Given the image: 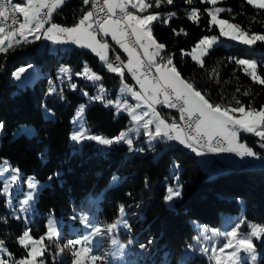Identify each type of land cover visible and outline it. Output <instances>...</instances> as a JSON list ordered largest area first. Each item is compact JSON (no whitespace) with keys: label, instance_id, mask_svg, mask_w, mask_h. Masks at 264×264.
Masks as SVG:
<instances>
[{"label":"trees","instance_id":"obj_1","mask_svg":"<svg viewBox=\"0 0 264 264\" xmlns=\"http://www.w3.org/2000/svg\"><path fill=\"white\" fill-rule=\"evenodd\" d=\"M150 2L153 7L147 11L160 13V20L152 25L153 35L165 44L162 55H172L182 77L194 83L213 104L236 106L233 99L236 97L246 107L264 106V85L254 84L241 66L229 60L230 57L257 58L258 72L264 76V42L246 47L234 42L227 47L219 45L209 52L201 68L187 52L204 36H220L217 28L208 30L209 17L204 9L213 6L200 0H193L192 4L174 0L172 5L163 0L156 8L155 0ZM218 4L232 9L221 13L222 17L250 33L264 34V10L248 5L246 0H221ZM194 7L201 12L199 25L187 18ZM87 9L83 0H68L56 12L54 21L63 26L74 25ZM173 12L176 15L167 24L163 23ZM174 29L176 32L184 29L187 35H176ZM181 50L185 54L182 55ZM85 63L102 77L101 81L87 83L84 77L75 75L82 72ZM28 64H35L41 74L33 85L20 88L11 81L12 73ZM62 67L70 68L71 79L60 71ZM72 83L77 85L75 91ZM98 84L106 89L105 100L114 99L120 77L108 72L98 57L86 49L72 47L54 52L48 46L39 48L32 42L6 55L0 54V122L5 125L4 132L0 133V162L7 161L18 168L25 179L34 177L43 186L30 207L28 223L22 212H18L24 207L27 184H21L14 196L15 213L7 208V198L0 195V240L5 242L9 252L15 257L27 256V249L18 244L17 238L28 228L31 235L39 239L51 219L57 223L59 236L54 241L45 239L48 248L42 258L45 264H70L74 256L72 250L65 247L67 242L89 234L97 224L106 227L115 223L121 205L129 217L130 227L126 231L119 228L118 232L123 243L131 240L128 254L137 260L135 264H160L162 259L168 264H178L184 258L187 264H211L206 256H186V247L196 233L191 219L221 226L224 215L235 214L248 222L264 224V164L257 167L253 161L252 166L248 164L249 167L213 175L208 171L214 163L212 159L208 169L204 168L194 152L180 145L164 147L159 142L152 149L147 143L135 140L134 146L144 151L130 153L124 143L107 148L93 142L82 146L74 143L70 139L72 119L81 105H86L85 119L95 134L111 138L132 123L126 113L116 115L115 108L105 107V100L90 102L89 97L95 96ZM51 88L55 91L50 95ZM84 88L88 96L83 94ZM244 91L250 94L244 96ZM161 112L167 118L168 111ZM23 124L33 125L35 133L14 136V130ZM242 139L264 153L256 146V136L243 133ZM174 164H178L179 169L174 168ZM54 173H59V177ZM176 175L183 185V194L170 206L164 196L167 187L175 185ZM50 176H53L51 181ZM113 177L119 178L118 183L112 182ZM93 244L94 254L107 253L103 251V241ZM256 244L261 251L258 264H264V244L258 241ZM63 246L70 255L63 250L57 254ZM105 264H115L113 257L107 255Z\"/></svg>","mask_w":264,"mask_h":264},{"label":"snow or ice","instance_id":"obj_2","mask_svg":"<svg viewBox=\"0 0 264 264\" xmlns=\"http://www.w3.org/2000/svg\"><path fill=\"white\" fill-rule=\"evenodd\" d=\"M163 0H155V7L159 8ZM174 0H166L168 5H172ZM192 4L193 0H186ZM201 3L212 5L204 11L209 17L208 30L217 28L219 35L230 41H237L242 45L253 46L257 42H264V34L250 33L243 29L239 24L233 23L228 19L220 18V14L232 9L216 7L218 0H200ZM248 5L256 9L264 10V0H246ZM67 0H0V54L6 55L10 50L14 51L16 47L22 44H30L41 39L51 41L56 45L72 44L81 49H87L98 57L102 65L106 66L108 72L115 73L120 77L121 86L119 92L121 96H129L135 101V104L129 103L127 99L107 100L105 107L112 106L116 109V114L127 113L131 118L133 127L127 131L120 132L112 138H105L100 135H92L85 127L86 121L83 120L85 105H81L74 117V123L79 124L78 130L74 131L70 139L77 144L84 141H95L98 145L112 146L113 144L124 143L128 151L143 152V148H134V140L130 133L140 136L141 128L143 135L148 138L147 143L151 146L153 141L170 142L175 141L185 148L190 149L196 155H203L204 151L214 153H234L241 159L245 157L261 158L259 154L249 147L246 142L240 139L241 133H249L258 138L259 147L264 149V106L259 109L245 106L239 99L233 97L236 106L228 104L224 106L220 103L213 104L206 94H202L194 83L184 79L176 67L171 54L162 55L166 46L157 42L153 35V22L160 20V13H145L153 7L150 0H83L85 5L91 3V10L85 12L78 22L71 27L52 23L54 13L62 8ZM133 9L135 11H130ZM176 13L170 14L163 23L167 24L171 17ZM22 16V20L18 19ZM187 18L199 25L201 12L198 8H192L187 14ZM234 19V17H233ZM8 22V23H6ZM46 25H48L46 27ZM7 28V30H6ZM176 35L183 33L187 35L184 29L179 32L173 30ZM29 37H32L29 40ZM107 37L115 43L127 55V61H123L119 53L108 42ZM220 44L217 36H204L193 48L192 59L196 61L201 68L204 67L202 57ZM197 50L199 54L197 55ZM109 52L115 53V58L110 59ZM182 55L185 54L181 50ZM230 62H234L243 68L244 73L249 76L254 84L264 85V76L258 72V61L249 59H235L230 57ZM32 65L20 67L12 73L16 80H21L22 74L27 72ZM125 70L131 75V78L139 86L135 90L133 86L125 82ZM62 73L71 79V70L68 67L60 69ZM75 75L82 76L88 81L98 82L102 77L91 70L85 63L82 72ZM51 84L52 81H49ZM72 90L77 89L75 83L71 84ZM54 88L49 89L51 95ZM240 91L239 88L236 89ZM99 94L90 96V100H105L106 89L103 84L98 89ZM88 96L87 92L83 93ZM250 93L244 91L243 95ZM62 98V97H61ZM157 106L167 109H175L179 113V120L171 118V123L160 111ZM5 125L0 122V133H3ZM14 135L31 136V129L22 128ZM264 159V158H262ZM174 168L179 169L178 164ZM59 173H54L59 177ZM49 181L53 179L50 176ZM176 184L167 187V194L164 200L170 206L176 199L182 197L183 185L179 184V176H174ZM119 178L113 177L112 182L118 183ZM26 183L28 192L22 201V211L27 212L34 204L35 198L42 185L34 177L26 179L21 175L18 168H13L7 161L0 162V195L7 197L6 203L12 205V196L14 189H19L21 184ZM124 206L121 205L119 213L121 218L124 214ZM20 217H17L19 219ZM6 223L7 221L4 220ZM121 221L109 224L103 228L99 224L92 227L89 234L75 240H69L65 247L72 250L75 259L72 264H96L97 261L105 264L107 253L103 255L94 254L93 243L96 237H101L107 232L113 233L120 226ZM246 224L244 218H241L230 230L221 233L215 228L203 227L200 230L199 240L202 238L206 242H212L215 238L223 236L226 240L222 246L217 247L211 243L202 245L200 251L204 254L211 252L210 259H214L216 264H247L249 259L252 264H256L257 253L253 244V238L260 241L264 237V227L259 225H250L251 231L248 234H242L240 229ZM124 227H130L127 221H123ZM47 230L39 239L31 235V230L23 231L17 238L20 246L27 249V256L19 260L13 259L11 264H45L44 259H38L45 256L48 246L44 243L45 239L54 241L59 236V228L54 220H49ZM131 243V241L129 242ZM153 241H149L152 244ZM116 245L117 241L112 240ZM30 246V247H29ZM79 246V247H77ZM144 248V245H141ZM124 245H119L121 253ZM231 248L232 251L225 253V249ZM241 250L247 254L239 255ZM62 252L58 250L57 254ZM12 253L8 251L5 242L0 240V264H10L9 259ZM160 264H168V261L162 259Z\"/></svg>","mask_w":264,"mask_h":264},{"label":"rangeland","instance_id":"obj_3","mask_svg":"<svg viewBox=\"0 0 264 264\" xmlns=\"http://www.w3.org/2000/svg\"><path fill=\"white\" fill-rule=\"evenodd\" d=\"M221 0H218V3L220 2ZM217 3V5H216V7H223V6H221V5H219ZM88 7V9H90V6L88 5L87 6ZM87 9V10H88ZM130 11H135V10H133V9H129ZM149 13H156V12H148V11H146L145 13H143V14H149ZM220 18H223V19H226V18H224V17H222V15L220 14ZM232 22V21H231ZM210 36H212V35H210ZM215 36H217V35H215ZM218 38H219V40H220V44L219 45H222V46H224V47H227L229 44H230V42H234V43H238V44H240L239 42H237V41H230L229 39H227V38H225V37H220V36H217ZM158 42V41H157ZM199 42V41H198ZM197 42V43H198ZM160 43V42H159ZM197 43L187 52L188 54L189 53H192V50H193V48L197 45ZM114 48H115V46H114V44H112V43H110ZM218 45V46H219ZM240 45H242V44H240ZM46 46V44H42V45H40L39 46V48H44ZM75 45H71V46H69L68 47V49H70V48H72V47H74ZM242 46H245L246 47V45H242ZM217 47V46H216ZM62 50H63V48H61ZM87 50V49H86ZM213 50V49H212ZM55 51V50H54ZM115 52H118V51H116V48H115ZM110 53V52H109ZM119 53V52H118ZM111 54H112V52H111ZM197 55L199 54V50H197V53H196ZM109 56H110V54H109ZM207 56L208 55H206V56H204V57H202V59H203V63L205 64V61H206V58H207ZM122 57V56H121ZM192 57V56H191ZM123 59V58H122ZM249 60H256L257 61V58H251V59H249ZM28 65H32V67L30 68V69H28V71L27 72H25V73H23L22 74V78H21V80H16L14 77H13V75H12V77H11V81L13 82V83H16V84H18V86L20 87V88H25L26 86H31V85H33L34 84V82H35V80L40 76V74H41V72L39 71V69H38V67L35 65V64H28ZM28 65H22V66H20V67H26V66H28ZM19 67V68H20ZM17 70V69H16ZM15 70V71H16ZM14 71V72H15ZM129 75V78H131V75L130 74H128ZM86 82L88 83V82H91V83H94V82H92V81H88L87 79H86ZM99 82V81H98ZM98 82H95V83H98ZM125 82H127L129 85H131V86H133L134 87V89L135 90H139V86L138 85H136V83H132L131 81H129V79H126L125 78ZM135 82V81H134ZM94 83V84H95ZM100 85L101 84H98V86H97V88H96V94L95 95H98L99 94V92H98V89H99V87H100ZM120 86H121V83H120ZM120 88V87H119ZM82 92L84 93V92H87V89L86 88H84V89H82ZM88 93V92H87ZM107 94V92H105V95ZM116 99H121L122 101L123 100H125V99H127L128 101H129V103H131V104H135V101L134 100H132L131 99V97H129V96H121V94H120V92L118 91V94H117V96L114 98V99H107V100H113V101H115ZM107 100H105V103L107 102ZM90 102H94V100H91ZM86 106V105H85ZM112 107V106H111ZM114 108V107H113ZM253 108V107H252ZM86 109V108H85ZM157 109H158V111H163V109H161V107H158L157 106ZM115 112H116V109H115ZM121 113H125V112H121ZM120 113V114H121ZM162 113V112H161ZM127 114V113H126ZM117 115V114H116ZM163 115V114H162ZM75 117V116H74ZM74 117H73V119H72V121H73V131H72V133L74 132V131H76V130H78V128H79V124H77V123H74ZM166 118V117H165ZM131 119V118H130ZM167 119V118H166ZM83 120L84 121H86V119H85V112H84V114H83ZM85 127L88 129V131H89V133L90 134H92V135H100V134H95L94 132H92V130L89 128V126L87 125V123H86V125H85ZM133 127V124L131 123V125H129L126 129H124V130H122V131H127L128 129H130V128H132ZM22 128H27V129H31L32 130V132H33V134L35 133V127L33 126V125H30V124H23V125H20L18 128H16L15 130H14V134L15 133H18L19 131H20V129H22ZM121 131V132H122ZM242 134L243 133H241L240 134V139H241V141L242 142H246V140L245 139H242ZM247 134H249V133H247ZM14 136H16V135H14ZM100 136H102V137H105V136H103V135H100ZM117 136V135H116ZM115 137V136H114ZM130 137L134 140V145H135V140L137 141V142H139V143H142V142H145V143H147V140H148V138L146 137V136H144L143 135V129L141 128V134H140V136H136V134L135 133H130ZM105 138H110V137H105ZM112 138V137H111ZM74 142V141H73ZM85 142H93V144H95V145H98L95 141H84L82 144H79L80 146H82ZM75 143V142H74ZM159 143V141H153L152 142V145L150 146L148 143V146H150L152 149H155V146L157 145ZM165 143H169V144H171V145H180L178 142H175V141H170V142H165ZM247 143V142H246ZM247 145L249 146V147H252L253 148V150L254 151H256V152H258V150H256V148H254L253 146H250L248 143H247ZM98 146H101V147H103V148H107V147H110V146H103V145H98ZM180 146H182V145H180ZM161 150V149H160ZM134 152H136V151H134ZM134 152H132V153H134ZM217 153H214V155L216 156V160H214V162L215 163H218L219 161V158L217 157V155H216ZM258 154H259V152H258ZM205 155V154H204ZM260 155V154H259ZM262 156H264V153L263 154H261ZM206 156V155H205ZM207 158H208V160H209V162L211 161V159H212V156L211 155H209V156H206ZM199 160V163L201 164V166L202 167H204L205 168V163H206V161H207V159H201V158H199L198 159ZM204 160V161H203ZM9 164V163H8ZM10 165V164H9ZM13 168H16V167H13ZM20 171V170H19ZM21 173V172H20ZM215 173V172H214ZM214 173H212L213 175H218V173H216V174H214ZM176 182V181H175ZM176 184V183H175ZM21 187V186H20ZM14 191V193L16 194L17 193V191H18V189H14L13 190ZM29 190H28V188H26V192H28ZM15 194L12 196V205L11 206H9L7 203H6V206H7V208H9V209H13L14 210V213L16 212V209L14 208V202H15V200H14V196H15ZM7 198V197H6ZM169 205V204H168ZM174 205V203L173 204H171V206H173ZM19 213L20 212H22V214H23V218H24V220H25V222L26 223H28L29 222V220H30V218H31V212H30V208H29V210L27 211V212H25V211H18ZM241 218H243L241 215H235V214H227V215H224L223 216V222H222V225L221 226H212V225H208V224H206V223H204V222H201V221H199V220H197V219H191L190 221H191V224H192V226H193V228H195V230H196V233H195V235H194V237H193V240H192V243H190L187 247H186V256L188 257V256H193V255H200V256H206L208 259H209V261L211 262V264H216V261L214 260V259H210V256H211V252H209L208 254H204L203 252H201L200 251V248H201V246L202 245H205V244H207L209 247H211V243H215L216 245H217V247H219V246H222V244L223 243H225L226 242V240L224 239V237L223 236H220V237H217V238H215L212 242H206V241H204L202 238H200L199 240H197L196 238L199 236V234H200V230L203 228V227H205V226H207L208 228H215V229H218V230H220V232L221 233H223V232H226V231H228V230H230L233 226H235V224L236 223H238L239 222V220L241 219ZM118 220L119 221H121V223H120V226L118 227V229L117 230H115L113 233H111V234H108L107 232H105V234L103 235V236H101V237H96L95 238V241H98V242H101V241H103L104 243H105V246L103 247V251H106L107 253H109L110 255H111V257H113V259H114V262H115V264H135L134 262L135 261H137L136 259H134V257H132V256H130L129 254H128V252L129 251H131V243H127V242H122V240H121V238H120V233L118 232V230H119V228H121V229H123L124 231H126V230H129V228L127 227H124L123 226V221H127V224L129 225L130 224V220H129V217H128V215H127V213H126V211H124V214H123V217L121 218V215L119 216V218H118ZM117 220V221H118ZM116 221V222H117ZM246 221V220H245ZM250 225H259V226H262V227H264V224H261V223H254V222H248V221H246V224L244 225V226H242L241 227V229H240V232L242 233V234H248L250 231H251V228H250ZM103 228H107V226L106 227H103ZM25 230H29L28 228H26ZM35 239H37V238H35ZM112 240H116L117 241V244L116 245H114V244H112ZM256 238H253V244H254V246H255V249H256V253H257V261H256V264H258V262H259V259H260V257H261V251H260V249H259V247L257 246V244H256ZM259 243H261V244H264V237H262L261 238V240L260 241H258ZM93 245H95V244H93ZM119 245H124V248H123V252L121 253V251H120V249H119ZM30 247V246H29ZM7 248V247H6ZM8 249V248H7ZM62 250L64 251V254H66V255H70L66 250H65V248H64V246L62 247ZM9 251V250H8ZM230 251H232V249L231 248H229V249H225V253L224 254H227L228 252H230ZM239 255H241V256H245V255H247V254H245L242 250H241V252L239 253ZM24 257H26V256H24ZM24 257H15L13 254H12V257L11 258H9V257H7V256H5V258L6 259H9V262H10V264H11V262H12V260L13 259H15V260H19V259H21V258H24ZM74 259H75V257H73ZM38 259H44V258H38ZM73 259V260H74ZM45 260V259H44ZM70 264H72V261H71V263ZM89 264H90V262H89ZM178 264H187V260L184 258V259H182ZM247 264H252V261L249 259V261L247 262Z\"/></svg>","mask_w":264,"mask_h":264},{"label":"crops","instance_id":"obj_4","mask_svg":"<svg viewBox=\"0 0 264 264\" xmlns=\"http://www.w3.org/2000/svg\"><path fill=\"white\" fill-rule=\"evenodd\" d=\"M18 2H23V0H17ZM68 1V0H67ZM64 6V5H63ZM63 6H62V8H63ZM61 8V9H62ZM89 10H91V9H88V10H86L85 12H87V11H89ZM59 11V10H58ZM57 11V12H58ZM84 12V13H85ZM56 13H54V15H55ZM54 15H53V17H52V23H56V24H59L58 22H56V21H54ZM20 19L22 20L23 18H22V16H20ZM78 22V21H77ZM59 25H61V24H59ZM75 25V24H74ZM74 25H71V26H74ZM48 25H46V27H47ZM63 26V25H62ZM71 26H66V27H71ZM32 39V37H29V40H31ZM107 40H108V42L109 43H112V44H114V46H115V48H116V51H118L119 52V54L122 56V58H123V61H127V55L125 54V53H123V51L121 50V49H119V47L118 46H116L115 45V43L113 42V41H111V38L110 37H107L106 38ZM34 42H36L37 43V46L39 47L40 45H42V44H46V46H48L49 47V49L50 50H52V51H54V52H59V51H62V49L61 48H63V50H65V49H68V47L69 46H71L72 44H67V45H56V44H53L51 41H47V40H44V39H41V40H39V41H34ZM74 47H78V46H74ZM110 54V53H109ZM125 78L126 79H129V81H131L132 83H135L134 82V80L132 79V78H129V75H128V73H127V71L125 70ZM184 78V77H183ZM184 79H186V78H184ZM187 81H189L188 79H186ZM190 82V81H189ZM158 107H161V109H163V110H165V111H170V112H172V111H175V109H167V108H163L162 106H158ZM162 144H163V146L164 147H166L169 143H165V142H161ZM184 147V146H183ZM134 148H136V146H134ZM185 148V147H184ZM137 149V148H136ZM186 149H188V148H186ZM188 150H190V149H188ZM191 151V150H190ZM137 152V151H136ZM132 153V152H131ZM258 153V152H257ZM205 154V153H204ZM197 155L198 156V159L199 158H201V159H207V161H206V163H205V167L207 168V165L208 164H210L211 163V161L209 162V160H208V158L206 157L207 156V154H205V155ZM260 155V157L261 158H255V157H245V158H243V159H241L240 157H238V156H236L234 153H217L216 155H217V157L219 158V162L218 163H213L212 165H211V169H208V171H210L211 173H214V174H216V173H218V174H220V173H222V172H225V171H227L228 169H238V168H241V167H244V166H246L247 164H248V162H249V160H250V158H252L256 163H258L259 165H261L262 163H264V159H262V158H264V156H262L261 154H263V153H259ZM203 160V161H204ZM227 167H228V169H227Z\"/></svg>","mask_w":264,"mask_h":264},{"label":"built area","instance_id":"obj_5","mask_svg":"<svg viewBox=\"0 0 264 264\" xmlns=\"http://www.w3.org/2000/svg\"><path fill=\"white\" fill-rule=\"evenodd\" d=\"M84 4V3H83ZM89 6H90V9H91V3H89L88 4ZM88 5H85L84 4V6H88ZM82 17V15H80L78 18H77V21L80 19ZM116 53H118V52H116ZM121 56V55H120ZM110 59H113L114 60V58H115V53H113L112 52V54H111V52H110ZM121 59H122V57H121ZM123 60V59H122ZM167 118H168V121H169V123H171V118L172 117H175L176 119H177V121L179 120V113L175 110V112H167ZM256 146H257V148H260L259 147V143H258V141L256 142ZM260 149H262V148H260ZM262 150H264V149H262ZM204 151V153L205 154H207V156H209V155H211L212 156V161H214V160H216V156L214 155V152H207L206 150H203ZM249 161H253V159H250Z\"/></svg>","mask_w":264,"mask_h":264},{"label":"bare ground","instance_id":"obj_6","mask_svg":"<svg viewBox=\"0 0 264 264\" xmlns=\"http://www.w3.org/2000/svg\"><path fill=\"white\" fill-rule=\"evenodd\" d=\"M15 2H17L16 0H15ZM18 19H20V16H18ZM21 20V19H20ZM6 23H8V22H6ZM6 30H7V28H6ZM249 165H254V163H253V161H249V163H248Z\"/></svg>","mask_w":264,"mask_h":264},{"label":"water","instance_id":"obj_7","mask_svg":"<svg viewBox=\"0 0 264 264\" xmlns=\"http://www.w3.org/2000/svg\"><path fill=\"white\" fill-rule=\"evenodd\" d=\"M227 169H228V167H227ZM229 170H232V171H233V170H235V169H232V168H231V169H229Z\"/></svg>","mask_w":264,"mask_h":264}]
</instances>
